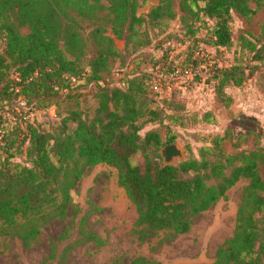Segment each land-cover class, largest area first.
I'll list each match as a JSON object with an SVG mask.
<instances>
[{"label":"trees","instance_id":"1","mask_svg":"<svg viewBox=\"0 0 264 264\" xmlns=\"http://www.w3.org/2000/svg\"><path fill=\"white\" fill-rule=\"evenodd\" d=\"M145 1L0 0L2 106L3 101L18 97L31 110L59 104L85 74L97 81L98 97L92 116L73 109L62 115L55 129L37 124L27 112L8 126L0 114V236H14L30 245L45 225L66 215L72 190L86 169L109 163L117 167L119 183L136 207L141 231H167L169 237L189 231L196 215L226 198L240 179L248 178L233 236L218 248L213 261L202 264H264V145L230 152L225 148L228 133L216 132L198 155L187 143L186 158L163 164L160 149L174 142V136H164L159 128L142 129L165 116L178 119L167 108L183 107L178 103L179 89L156 93L151 69L133 71L124 85L100 82L110 60L121 52L116 39L145 49L146 59L155 63L159 59L148 49L154 41L153 30L160 36L168 30L169 20L179 16L194 37L183 60L187 64L202 26L207 28L203 40L216 48H231L232 12L251 17L257 8L251 0H180L179 15L175 0H159L144 14L139 9ZM259 4L263 5L262 0ZM104 11L110 16L112 33L102 22ZM206 17L214 24L206 25ZM238 41L241 52L264 61V36L245 34ZM167 58L164 53L161 59ZM244 65L236 55L230 65L217 67L209 75L207 80H214L215 94L222 102L231 100L229 85L241 86L260 67ZM260 87L264 89V83ZM15 150L26 154L25 162L14 160ZM139 154L142 162L136 160ZM83 238L104 241L95 232H84Z\"/></svg>","mask_w":264,"mask_h":264},{"label":"rangeland","instance_id":"2","mask_svg":"<svg viewBox=\"0 0 264 264\" xmlns=\"http://www.w3.org/2000/svg\"><path fill=\"white\" fill-rule=\"evenodd\" d=\"M179 1L175 0V6L180 15ZM260 1L251 0V5L257 8L251 17L232 12L230 26L234 45L231 48H216L203 40L207 37L205 25L197 34L196 50L201 49L208 54L207 60L200 63L202 69V64L208 63L209 59H213L214 67L228 66L236 55L245 67L252 63L260 66L241 86L231 84L227 87L231 96L229 103L219 100L214 91V80H207L209 75L197 79L185 74L175 79L176 86H172L179 89L178 103L183 107L175 110L167 108V112H174L178 119L165 116L160 122H148L142 131L159 128L164 136L173 135L174 142L184 148L186 157L189 155L187 143L198 155L199 148L206 144L209 135L216 132L228 133L225 148L230 152L264 145V89L260 87L264 83V61L251 59V54L241 52L237 45L240 35L264 36V0L262 6ZM158 2L146 0L139 12L148 13ZM105 12L101 14L102 22L112 33L110 16ZM206 22L208 26L214 24V20L207 17ZM27 30V27L23 28L24 32ZM157 32H152L154 41L148 47L151 53L157 57L164 55L163 52L178 59L186 57L187 47L194 37L189 35L179 16L169 20L165 33L157 36ZM116 43L121 52L110 60L109 68L102 72L100 82L103 84L124 85L130 73L149 70L153 64L146 59L145 49L135 48L132 43L126 45L122 38L116 39ZM91 53L89 49L88 55ZM86 72L90 73L88 69ZM96 82L85 74L74 81L72 91L68 96L63 95L59 104L40 110L23 106L20 97L12 99V102L8 100L9 103L3 101L4 106L0 101V114L4 115L8 126L16 124L27 112L26 116L37 124L55 129L62 115L73 109L83 116L94 114L98 105ZM206 111L213 114L211 118L204 116ZM70 125L73 126L74 122L70 121ZM236 143L240 146H235ZM15 153L14 160L26 161L23 151L15 150ZM136 160L142 162L143 156L137 155ZM248 181V178L240 179L228 189L226 198L219 199L196 215L189 231L169 237L167 231L154 234L141 231L136 207L119 183L116 166L109 163L91 165L72 190V201L66 215L45 225L30 245H24L14 236H0V264H202L213 261L218 248L235 232L237 210ZM84 232L97 233L104 239L103 243L84 240Z\"/></svg>","mask_w":264,"mask_h":264},{"label":"built area","instance_id":"3","mask_svg":"<svg viewBox=\"0 0 264 264\" xmlns=\"http://www.w3.org/2000/svg\"><path fill=\"white\" fill-rule=\"evenodd\" d=\"M165 53V52H163ZM168 54V53H167ZM163 56V54H162ZM162 56H160L162 58ZM169 56V55H168ZM208 54L205 53L204 50H194L193 56L191 59H187V64H183V60L186 61V57L176 58L172 55L167 59H161L157 57L159 60L153 63L150 69L155 73V89L156 93H160L161 95H166L168 92L170 93L174 87L176 86L175 79L182 75H188L190 77H205L206 75H210L217 67L223 66H213V59H209L208 63H203L204 69L201 68V61L207 60ZM165 84L167 87H165Z\"/></svg>","mask_w":264,"mask_h":264},{"label":"water","instance_id":"4","mask_svg":"<svg viewBox=\"0 0 264 264\" xmlns=\"http://www.w3.org/2000/svg\"><path fill=\"white\" fill-rule=\"evenodd\" d=\"M163 164L177 163V160L186 158L184 148L177 142L165 144L161 150Z\"/></svg>","mask_w":264,"mask_h":264}]
</instances>
